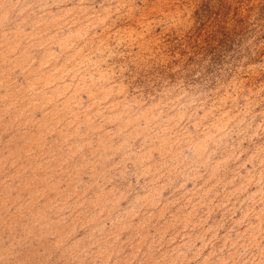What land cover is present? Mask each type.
I'll return each instance as SVG.
<instances>
[{"label": "rangeland", "instance_id": "374dc122", "mask_svg": "<svg viewBox=\"0 0 264 264\" xmlns=\"http://www.w3.org/2000/svg\"><path fill=\"white\" fill-rule=\"evenodd\" d=\"M0 264H264V0H0Z\"/></svg>", "mask_w": 264, "mask_h": 264}]
</instances>
